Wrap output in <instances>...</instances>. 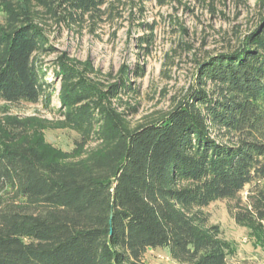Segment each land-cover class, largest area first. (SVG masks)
Returning a JSON list of instances; mask_svg holds the SVG:
<instances>
[{
    "label": "trees",
    "instance_id": "1",
    "mask_svg": "<svg viewBox=\"0 0 264 264\" xmlns=\"http://www.w3.org/2000/svg\"><path fill=\"white\" fill-rule=\"evenodd\" d=\"M257 1L258 21L238 45L198 62L171 109L136 124L128 113L137 106L122 97L138 95L129 66L102 75L90 59L60 56L57 108L41 60L56 52L51 25L96 27L112 0L7 10L0 104L42 105L56 118L44 123L75 132L82 158L63 164L21 133L0 137V264H146L158 249L179 264H228L202 211L228 202L237 223H264V0Z\"/></svg>",
    "mask_w": 264,
    "mask_h": 264
},
{
    "label": "rangeland",
    "instance_id": "2",
    "mask_svg": "<svg viewBox=\"0 0 264 264\" xmlns=\"http://www.w3.org/2000/svg\"><path fill=\"white\" fill-rule=\"evenodd\" d=\"M257 2L112 0L111 11L96 27L90 21L81 28L51 25L48 35L56 52L41 60L49 70V80L55 83L53 104L60 106L55 62L67 55L80 61L90 59L102 75L117 76L124 65L131 68L130 82L138 95L122 97L137 106L135 114L128 113L134 124L151 114L167 112L172 99L182 97L193 84L198 62L237 46L253 29L261 11ZM37 3L38 0H0V22L8 9L26 11ZM139 24L153 25V30ZM143 37L152 39L141 47L138 39ZM141 68V74L134 73ZM53 120L55 116L42 105L1 103L0 137L12 138L21 133V140L39 141L48 158L68 165L78 162L82 155L75 148L77 135L69 129H54L44 123ZM246 191L241 195L243 201ZM202 212L208 217V226L218 228V239L228 264H264L263 222L237 223L228 211V202H216ZM144 259L146 264H179L165 249L149 251Z\"/></svg>",
    "mask_w": 264,
    "mask_h": 264
}]
</instances>
